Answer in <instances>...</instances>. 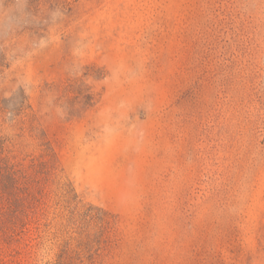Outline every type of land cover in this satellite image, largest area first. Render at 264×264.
<instances>
[{
	"label": "rangeland",
	"instance_id": "1",
	"mask_svg": "<svg viewBox=\"0 0 264 264\" xmlns=\"http://www.w3.org/2000/svg\"><path fill=\"white\" fill-rule=\"evenodd\" d=\"M16 7L0 0V16ZM22 8L23 21L0 34L9 61L0 96L24 91L63 178L118 215L97 264H264V0ZM118 64H142V74L112 82ZM85 72L101 74L85 77L97 102L71 115L65 87ZM121 101L142 126L138 147L125 125L104 141L105 116L116 123ZM46 234L31 240L0 221V264H58Z\"/></svg>",
	"mask_w": 264,
	"mask_h": 264
},
{
	"label": "trees",
	"instance_id": "2",
	"mask_svg": "<svg viewBox=\"0 0 264 264\" xmlns=\"http://www.w3.org/2000/svg\"><path fill=\"white\" fill-rule=\"evenodd\" d=\"M8 64L0 43V73ZM88 75L101 77L85 72L69 79L65 87V109L71 115L97 102L95 91L85 81ZM7 128L12 134L3 133ZM61 172L57 150L24 91L0 96L1 223L31 240L52 234L58 264H97L117 239L118 215L84 201Z\"/></svg>",
	"mask_w": 264,
	"mask_h": 264
},
{
	"label": "clouds",
	"instance_id": "3",
	"mask_svg": "<svg viewBox=\"0 0 264 264\" xmlns=\"http://www.w3.org/2000/svg\"><path fill=\"white\" fill-rule=\"evenodd\" d=\"M23 0H17V7L8 9L3 16H0V34H10L14 28L19 25L24 16L22 15ZM143 71V65L137 64L135 67H128L124 64H118L111 70L110 80L112 82H118L121 78L127 80H134L138 78ZM146 113L152 109L150 100H146L140 105ZM132 105L128 102L121 101L118 106V115L116 117V123H112V111L106 114L105 118L109 121L108 125L104 129V141L105 143H111L114 137L121 129V125L127 126V130L133 139V146L138 147L143 139L142 126L136 122L135 116L132 114Z\"/></svg>",
	"mask_w": 264,
	"mask_h": 264
}]
</instances>
